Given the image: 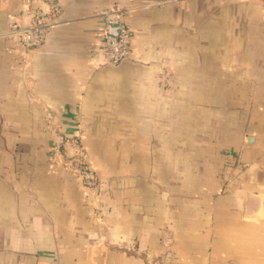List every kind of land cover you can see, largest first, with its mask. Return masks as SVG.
<instances>
[{
	"label": "crops",
	"instance_id": "crops-1",
	"mask_svg": "<svg viewBox=\"0 0 264 264\" xmlns=\"http://www.w3.org/2000/svg\"><path fill=\"white\" fill-rule=\"evenodd\" d=\"M60 1L26 48L8 17L46 2L0 0V264H264V0ZM115 7L135 56L113 65ZM76 129L98 191L50 168Z\"/></svg>",
	"mask_w": 264,
	"mask_h": 264
},
{
	"label": "built area",
	"instance_id": "built-area-1",
	"mask_svg": "<svg viewBox=\"0 0 264 264\" xmlns=\"http://www.w3.org/2000/svg\"><path fill=\"white\" fill-rule=\"evenodd\" d=\"M46 9L37 10L34 13V21L28 25L19 23L13 15L8 17V24L3 35L10 39L14 45L26 48L38 47L46 42L47 33L54 29L58 23L62 11L60 0H44ZM127 9L121 7L111 8L104 12V27L102 31V45L99 58L107 64H119L123 60L135 56L133 50V30L126 19ZM112 25H119L117 33L110 30ZM69 140L59 137L51 147L52 163L50 168L60 165L66 166L74 173L86 178L92 188L97 186L96 171L92 166H86L81 162L83 155L82 143L74 136ZM69 146V147H68ZM80 163H78V160ZM82 172V174H81Z\"/></svg>",
	"mask_w": 264,
	"mask_h": 264
},
{
	"label": "rangeland",
	"instance_id": "rangeland-1",
	"mask_svg": "<svg viewBox=\"0 0 264 264\" xmlns=\"http://www.w3.org/2000/svg\"><path fill=\"white\" fill-rule=\"evenodd\" d=\"M62 132V133H61ZM61 132H59V135L56 137V138H54V142H53V144L55 143V141L56 140H58V138L60 137V136H62V137H66V138H68L69 140L71 139L70 137H72V136H74V137H76V138H78L79 140H80V142L82 143V130H80V129H76V130H74L73 132H67V131H62L61 130ZM52 144V145H53ZM82 145V144H81ZM69 147V146H68ZM82 150H83V155H82V158H81V162L82 163H84L86 166H92V168L96 171V183H97V186H95V188H92V186H91V184H89L88 182H87V180H86V178L85 177H83V176H80V174L79 173H75V174H77L78 176H80V178L82 179V181L90 188V189H95L96 191H98V189H99V186L102 184L101 182V180H102V177H101V174H100V169H98L97 167H96V165L93 163V162H91V160H89L88 159V157H87V155H86V153H85V151H84V147H83V145H82ZM78 160V159H77ZM78 163H80V160H78ZM69 170H71V169H69ZM99 170V171H98ZM81 174H82V172H81Z\"/></svg>",
	"mask_w": 264,
	"mask_h": 264
},
{
	"label": "water",
	"instance_id": "water-1",
	"mask_svg": "<svg viewBox=\"0 0 264 264\" xmlns=\"http://www.w3.org/2000/svg\"><path fill=\"white\" fill-rule=\"evenodd\" d=\"M110 30H111V32H113V33H117V31L119 30V25H112V26L110 27Z\"/></svg>",
	"mask_w": 264,
	"mask_h": 264
}]
</instances>
